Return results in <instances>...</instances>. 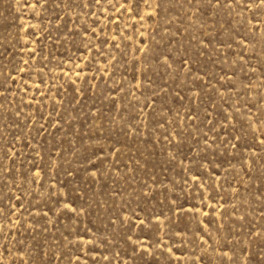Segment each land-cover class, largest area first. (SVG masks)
<instances>
[{
    "label": "rangeland",
    "instance_id": "obj_1",
    "mask_svg": "<svg viewBox=\"0 0 264 264\" xmlns=\"http://www.w3.org/2000/svg\"><path fill=\"white\" fill-rule=\"evenodd\" d=\"M260 0H0V264H264Z\"/></svg>",
    "mask_w": 264,
    "mask_h": 264
},
{
    "label": "snow or ice",
    "instance_id": "obj_2",
    "mask_svg": "<svg viewBox=\"0 0 264 264\" xmlns=\"http://www.w3.org/2000/svg\"><path fill=\"white\" fill-rule=\"evenodd\" d=\"M217 2H219V0H217ZM261 4H264V0H260ZM96 3H100V0H96ZM264 142V141H262Z\"/></svg>",
    "mask_w": 264,
    "mask_h": 264
}]
</instances>
